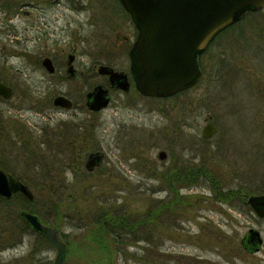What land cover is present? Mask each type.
Listing matches in <instances>:
<instances>
[{
    "label": "rangeland",
    "instance_id": "obj_1",
    "mask_svg": "<svg viewBox=\"0 0 264 264\" xmlns=\"http://www.w3.org/2000/svg\"><path fill=\"white\" fill-rule=\"evenodd\" d=\"M131 27L113 0H0V79L13 91L0 100V114L10 141L28 142L29 152L49 138L43 129L56 120L90 116L87 145L103 154L91 174L80 165L84 174L74 175L87 154L80 152L76 165L54 164L48 141L36 162L20 158L7 163L9 170L29 187L35 211L56 221L67 247L63 264H264V217L243 200L245 191L246 198L264 195V9L244 13L215 37L191 89L168 99L111 90L107 107L89 114L84 94L104 83L97 67L128 70ZM45 56L54 74L40 65ZM69 56L73 78L65 73ZM57 94L77 106L56 110ZM207 123L215 132L203 139ZM194 168L209 176L195 172L186 180L184 172ZM168 195L178 202L151 219ZM21 202L0 200V264H22L27 255L52 264L55 250L24 229ZM104 209L143 224L119 239L100 235L96 221ZM250 229L261 237L258 250L242 244Z\"/></svg>",
    "mask_w": 264,
    "mask_h": 264
},
{
    "label": "water",
    "instance_id": "obj_2",
    "mask_svg": "<svg viewBox=\"0 0 264 264\" xmlns=\"http://www.w3.org/2000/svg\"><path fill=\"white\" fill-rule=\"evenodd\" d=\"M19 1V0H9ZM130 15L136 28L135 40L129 49L130 74L136 90L146 97L167 98L193 87L199 77L200 69L196 55L202 52L213 38L223 29L234 23L247 9L260 10L264 0H120ZM71 60L72 56H69ZM43 67L53 71L48 57L42 59ZM100 73L108 74L111 85L124 91L128 89L126 75L108 67H100ZM0 96L8 98L11 90L0 83ZM89 107L98 110L108 104L107 90L97 86L87 94ZM53 104L70 107V101L56 96ZM215 126L208 123L201 136L209 139ZM163 160L165 153L157 155ZM101 155L89 156L86 169L92 170L99 164ZM19 190L32 200L30 189L0 169V197L11 199ZM247 204L258 217H264V195H250ZM20 216L28 225L42 236L56 250L53 264H62L65 254L63 243L57 230L43 224L36 215L21 211ZM255 244L260 245L259 233L250 229L246 234Z\"/></svg>",
    "mask_w": 264,
    "mask_h": 264
},
{
    "label": "flooded vegetation",
    "instance_id": "obj_3",
    "mask_svg": "<svg viewBox=\"0 0 264 264\" xmlns=\"http://www.w3.org/2000/svg\"><path fill=\"white\" fill-rule=\"evenodd\" d=\"M113 1H115L116 6H118L119 10L121 11V15L123 16V18L125 17L127 22H129V24H131V26H132L131 28H133L134 37H133V40H132L130 46L128 47L127 53H126L127 54V58H128V51H129L130 47L132 46V43L134 42L135 37H136V29H135V27H134V25H133V23L131 21L130 16L123 9L122 5L120 4V1L119 0H113ZM202 54H203V52L198 56V60H199V58H200V56ZM69 58L70 57H68V59ZM51 62H52V66H53V71L50 73V72H47V70L43 67L42 60L40 61V65L43 67V69L48 74H54L56 72V67L54 66V63H53L52 60H51ZM72 62H73V57L71 58V60H67V62H66L65 73L70 78H73L76 75V72H77L76 69L73 67ZM103 66L104 67H108V68L112 69L113 71L120 72V73L126 75V80L128 82V89L125 90V92H128L129 90L133 89V91H135L138 94H140L136 90V88L134 86L133 79H132L131 74H130V69H129L130 68L129 67L130 66V61H129V58H128V70H127V72L116 70L115 68H113L109 64L108 65L101 64V65H99L97 67L96 72H97L98 75H100L104 79V83H99V84L93 85L84 94V107L85 108H83V109H85L89 114H92V115H95V114L99 113L102 109L107 107L106 106V107H103V108L98 109V110H93V109H91L89 107L87 94L92 92L97 86H100L101 88L107 90V97H108L109 101H110V92H111V90H115V91L121 90V91L124 92L123 89H121V88H119V87H117L115 85H111V83L109 81V75L108 74H104V73H100L99 72V68L103 67ZM199 68H200V73H201L200 74V79H201L202 74H203V70H202L200 64H199ZM0 83H3L4 85L8 86L5 83V81H3L1 79H0ZM9 88L11 89V93H12L13 92L12 88L11 87H9ZM176 95H178V94H176ZM176 95H173V96H176ZM56 96H62V97H65L66 99H68L70 101V104H71L70 107L66 108V107L54 105L53 104V99ZM54 97L52 98V102L51 103L55 107L56 110L72 111L77 106L75 104V102L69 96H65L63 94H57ZM146 98H149V97H146ZM168 98H166V99H168ZM1 99H4V98L0 97V100ZM152 99H155V98H152ZM109 101H108V103H109ZM88 118H90V116H87V118H85V119L70 120V121H67V122H58L56 120L54 122V125H52V128L50 130L43 129V135L42 136L44 138H46V137H48V134H49V138L47 140H43V139L39 138L40 146H38L37 148H34V149L30 150L29 152H27L28 142H26V141L20 142L19 140H15V139L10 141L12 136L11 137L9 136L10 135L9 133H10L11 129L9 127L8 120L4 116H2L0 114V169L4 173H7V174L11 175L15 180H17L21 184L26 185V183L22 182L23 179H22L21 176L15 174L11 170H9V167H8L9 165L8 164L11 163V162H14V161H16V163H18L19 160L24 159L27 156H28V158H31V159L34 160V162H36V159H37L36 157L43 156V153H44L41 144H44V143L50 141V144H49L50 149H49V151H51L52 159L55 160V161H53L54 164H55V162H56V164H58V162H59L60 164H62V166L65 165V166H68V167L72 166V164L76 165V164H78L79 160L81 159V158L78 159L79 158V153L83 152V153L87 154L85 162L80 163L79 165H77V167L74 170H71V171H72V173L74 175L75 174L81 175L83 173V170H82L83 167H81L80 165H84V168L87 171V173L91 174L98 166H100V164H101V162L103 160V154H102L101 151H98V150H95V149L92 151L90 149V146L87 145L89 140H90V138H91V136H92V132H93V130H91L90 123L87 124L88 123V120H87ZM14 136H16L15 133H14ZM10 146L12 148L11 150H10ZM163 152L165 153L164 160H166L167 153L165 151H163ZM94 153H99L101 155L100 163L95 165L92 170H87L86 169V163H87V161L89 159V156L91 154H94ZM57 169L58 168L56 167V170ZM17 194L24 196L19 190H17L14 193L13 198ZM0 199L4 200L2 198H0ZM4 201H10V200H4ZM29 231L32 232L31 230H29ZM38 238H40L41 240H44L40 236H38ZM242 244H244V248H247L250 251H254V250H258L259 249V245L255 244L253 240L247 239L246 235L242 239ZM65 255H66V252H65ZM22 264H41V262H40V259L37 258L36 256H32L31 257L30 255H27V256L24 257V259L22 261Z\"/></svg>",
    "mask_w": 264,
    "mask_h": 264
},
{
    "label": "trees",
    "instance_id": "obj_4",
    "mask_svg": "<svg viewBox=\"0 0 264 264\" xmlns=\"http://www.w3.org/2000/svg\"><path fill=\"white\" fill-rule=\"evenodd\" d=\"M254 13H258L259 11H253ZM239 21V20H238ZM237 21V22H238ZM237 22H235V23H237ZM234 23V24H235ZM234 24H232L231 26H229L228 28H226L224 31H226V30H228L230 27H232ZM224 31H222L221 33H223ZM221 33H219L217 36H216V38L218 37V36H220V34ZM215 38V39H216ZM199 62V61H198ZM199 64H200V62H199ZM184 92H186V91H184ZM184 92H182V93H184ZM181 94V93H180ZM195 172H197L198 173V175L200 176V175H203V176H209V174H205V171L203 172H201L199 169H198V171H197V169L196 168H194L193 169V171L191 172V171H188V172H184L185 173V176L187 177V179L186 180H193L194 179V173ZM176 175H179V173H177ZM82 176V175H81ZM169 178H171V177H169ZM168 178V179H169ZM172 179H176L175 178V175L173 176V178ZM208 180H210L209 178H208ZM22 182H24V181H22ZM25 183V182H24ZM171 185V184H170ZM176 192L178 193V190L176 189ZM246 192V194L245 195H243L244 197H243V200L244 199H246V196L249 194L248 193V191H245ZM233 193H237L236 191H233ZM17 197H19L20 198V200H22L23 202H21V204L19 203V206L21 207L20 209H25V210H27V211H30V212H32V213H34V214H36V215H38V217L45 223V224H48L49 226H52L53 228H55V229H57V226H56V221L55 220H47V219H45L44 217H42V216H40L38 213H37V211H35V209H34V204H36L35 203V201H34V199L33 200H28L26 197H24V196H22V195H16L12 200H10V201H4V200H1L2 202H4V203H10V202H13V201H16V198ZM168 197H169V201L168 202H164L163 203V206H161V208H159V209H157L158 211H156V213H154L153 212V214L154 215H152V216H150L151 217V219H155V217L157 218V216L156 215H158V214H160V213H162V211H164V208H170L171 206H173V205H175L178 201H177V198H178V195H175L174 196V198L171 200L170 199V196L168 195ZM181 197V196H180ZM246 203V202H245ZM159 207V206H158ZM157 208V207H156ZM160 211V212H159ZM117 212H110V211H105V209L102 211V214H101V216H99L98 217V219H97V223H96V227H98V229H97V231H99L100 233V235L101 234H104V236L106 235H108V234H110V235H113L114 237H116V238H120L121 237V234L123 233H126V234H128V235H130V234H134V232H135V230L138 228L139 229V227H137L138 225H142L143 224V220H135V221H132L131 222V220H129L128 218H126L125 216H123V215H117L116 214ZM18 217V216H17ZM20 218V217H19ZM151 219H148V221H145V223L146 222H148L149 224L151 223ZM53 221H55V222H53ZM22 222H23V224H24V229L26 228V229H28V230H30L29 229V227L25 224V222L22 220ZM147 224V223H146ZM148 233V232H147ZM103 236V237H104ZM149 236V235H148ZM105 238V237H104ZM103 238V239H104ZM141 238H143L144 240H147L146 238H144V237H141Z\"/></svg>",
    "mask_w": 264,
    "mask_h": 264
}]
</instances>
